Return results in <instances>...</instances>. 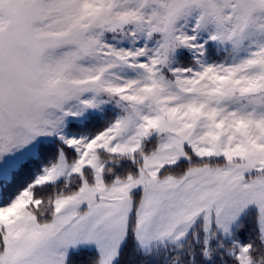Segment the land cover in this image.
Instances as JSON below:
<instances>
[{
  "label": "snow or ice",
  "instance_id": "snow-or-ice-1",
  "mask_svg": "<svg viewBox=\"0 0 264 264\" xmlns=\"http://www.w3.org/2000/svg\"><path fill=\"white\" fill-rule=\"evenodd\" d=\"M0 264H264V0H0Z\"/></svg>",
  "mask_w": 264,
  "mask_h": 264
}]
</instances>
